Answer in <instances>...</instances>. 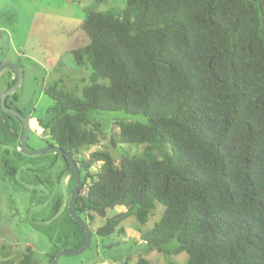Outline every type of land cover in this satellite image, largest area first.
<instances>
[{
  "label": "trees",
  "instance_id": "obj_1",
  "mask_svg": "<svg viewBox=\"0 0 264 264\" xmlns=\"http://www.w3.org/2000/svg\"><path fill=\"white\" fill-rule=\"evenodd\" d=\"M81 29L89 43L72 51L90 71L81 96L54 82L47 122L38 119L89 185L77 214L88 227L94 214L105 218L95 232L110 237L129 216L145 225L160 204L154 227L140 232L148 251L186 253V264H264V0H126L115 11L86 9ZM5 69L8 90L17 75ZM106 112L124 116L112 145L141 148L122 151L119 165L108 151L90 152L99 144L95 117ZM3 114L1 145L12 150L2 152L22 159L24 125ZM53 153L69 174L68 201L56 199L51 226L35 225L53 245L47 264L86 241L69 209L74 169ZM118 207L126 211L107 215Z\"/></svg>",
  "mask_w": 264,
  "mask_h": 264
},
{
  "label": "rangeland",
  "instance_id": "obj_2",
  "mask_svg": "<svg viewBox=\"0 0 264 264\" xmlns=\"http://www.w3.org/2000/svg\"><path fill=\"white\" fill-rule=\"evenodd\" d=\"M125 5L126 0H106L99 4L95 0H0V63L13 62L22 71L21 84L9 100L16 97V107L30 120L29 149L38 150L54 144L49 130L38 122L39 118L46 117L54 104L45 93L46 89L58 82L65 90L81 96L84 85L81 79L90 74L85 67L75 65L72 54L73 50L89 43L81 29L86 9L115 11L116 7ZM7 83L4 78L0 79V98ZM3 111L0 105V264L19 261L29 252L33 264H47L45 253H51L53 245L48 235L39 232L35 225L51 226L56 199L62 197L64 204L67 203L69 174H61L65 168L62 158L52 164L55 151L26 155L22 159L12 153L4 154L2 151H11L12 148L1 145ZM122 119L124 116L120 113L98 114L95 122L99 124V144L90 150L112 153L117 165L123 152L135 155L141 149L131 144L120 145V149L112 145L111 138L119 129L117 122ZM46 122L45 118L43 123ZM88 154L84 152L85 156ZM5 164L17 169V174L3 171ZM163 209L158 204L145 225L139 224L135 216H129L121 224L124 232L110 237L96 234L105 218L94 214L95 221L88 219L92 233L89 248L76 255H62L58 264H140L141 260L147 264H167L168 261L186 264V253L166 256L160 251H148L146 243L141 240L140 232L153 228ZM122 211L126 208L109 210L107 215Z\"/></svg>",
  "mask_w": 264,
  "mask_h": 264
},
{
  "label": "water",
  "instance_id": "obj_3",
  "mask_svg": "<svg viewBox=\"0 0 264 264\" xmlns=\"http://www.w3.org/2000/svg\"><path fill=\"white\" fill-rule=\"evenodd\" d=\"M10 67L15 74L17 75V80L16 83L13 87H11L10 89L6 90L2 96H1V106L3 108V110L5 112H8L9 114L17 117L19 120H21V122L24 125V134L21 140V149L22 151L26 154V155H31V156H37V155H41L49 150L51 151H55L58 153L63 154L72 164V167L74 169V174H75V179H76V187H74V189L71 192V203L69 206L70 209V214L72 216L73 219H75L78 223H80V225L82 227H84L85 232H86V241L84 242V244L78 248V249H74V250H70V249H62L59 250L56 255L54 256L51 264H58V260L62 255H76L79 253H82L84 251H86L92 241V233L91 230L89 229L86 221H84L78 214H77V199L80 195V191L83 188V182H82V178H81V173H80V169L79 166L77 164V162L75 161L74 157L71 156L68 153L63 152L58 146H48L42 149H38V150H31L29 149L28 146V138H29V134H30V130H31V125H30V120L28 118H26L20 111L16 110L15 108L9 107L7 105V98L14 94L18 87L21 84L22 81V71L19 68L18 65H16L13 62L10 61H5L0 65V78L2 76V73L4 71L5 68ZM85 153H87V151H85Z\"/></svg>",
  "mask_w": 264,
  "mask_h": 264
},
{
  "label": "built area",
  "instance_id": "obj_4",
  "mask_svg": "<svg viewBox=\"0 0 264 264\" xmlns=\"http://www.w3.org/2000/svg\"><path fill=\"white\" fill-rule=\"evenodd\" d=\"M19 149L21 150V148H19ZM88 186L89 185H83V188H82V193L83 194H86L88 192V189H89Z\"/></svg>",
  "mask_w": 264,
  "mask_h": 264
},
{
  "label": "crops",
  "instance_id": "obj_5",
  "mask_svg": "<svg viewBox=\"0 0 264 264\" xmlns=\"http://www.w3.org/2000/svg\"><path fill=\"white\" fill-rule=\"evenodd\" d=\"M31 255V257H32V264H33V256H32V254L29 252V253H27V254H25V256H23L22 258L23 259H25V258H27L28 256H30ZM45 255H47L46 253H45ZM21 259V258H20ZM20 261V260H19ZM16 262H18V261H16ZM35 264H37V263H35Z\"/></svg>",
  "mask_w": 264,
  "mask_h": 264
}]
</instances>
